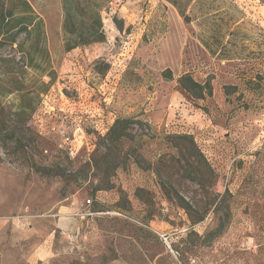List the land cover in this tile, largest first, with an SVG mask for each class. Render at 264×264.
<instances>
[{
  "label": "rangeland",
  "instance_id": "1",
  "mask_svg": "<svg viewBox=\"0 0 264 264\" xmlns=\"http://www.w3.org/2000/svg\"><path fill=\"white\" fill-rule=\"evenodd\" d=\"M199 1L67 51L61 0H0V264H264V0Z\"/></svg>",
  "mask_w": 264,
  "mask_h": 264
},
{
  "label": "trees",
  "instance_id": "2",
  "mask_svg": "<svg viewBox=\"0 0 264 264\" xmlns=\"http://www.w3.org/2000/svg\"><path fill=\"white\" fill-rule=\"evenodd\" d=\"M168 1L171 2L189 22H192L194 19L190 12H195V8H200L201 10V6H203V2H200L199 0ZM61 2L64 9L63 36L65 49L67 51H70L78 46H86L91 43L103 42L105 40L106 34L104 31L103 20L101 19V11L108 0H61ZM29 15L30 16H28V21L24 28L25 31L33 33L39 30L42 32L44 27L43 21H35L31 12ZM113 19L116 22L117 27L121 29L122 23L119 24V20L116 16ZM13 28L14 27H12V29ZM13 37L14 38L12 40H15V35H13ZM204 45L208 46L206 41H204ZM187 80L191 81L194 89L201 87V85L195 82L189 75H183L181 77V83H185ZM185 88L189 92L192 91V88ZM130 121V119L116 121L110 135H115V139H119L127 135L126 128L128 127ZM176 137L181 140H189V142L193 145L194 152L188 153L190 156L188 158H192V162L196 165L198 170L201 171L203 164L206 166L209 165L205 155L201 152V150H199L191 135H176Z\"/></svg>",
  "mask_w": 264,
  "mask_h": 264
},
{
  "label": "built area",
  "instance_id": "3",
  "mask_svg": "<svg viewBox=\"0 0 264 264\" xmlns=\"http://www.w3.org/2000/svg\"><path fill=\"white\" fill-rule=\"evenodd\" d=\"M89 203H91V200H88Z\"/></svg>",
  "mask_w": 264,
  "mask_h": 264
}]
</instances>
